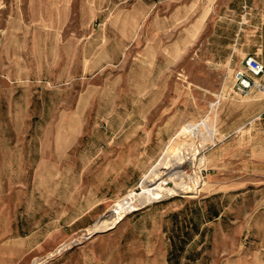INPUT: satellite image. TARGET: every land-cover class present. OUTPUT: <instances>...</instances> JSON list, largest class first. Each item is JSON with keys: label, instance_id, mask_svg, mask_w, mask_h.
Segmentation results:
<instances>
[{"label": "rangeland", "instance_id": "obj_1", "mask_svg": "<svg viewBox=\"0 0 264 264\" xmlns=\"http://www.w3.org/2000/svg\"><path fill=\"white\" fill-rule=\"evenodd\" d=\"M247 55L264 0H0V264H264Z\"/></svg>", "mask_w": 264, "mask_h": 264}, {"label": "built area", "instance_id": "obj_2", "mask_svg": "<svg viewBox=\"0 0 264 264\" xmlns=\"http://www.w3.org/2000/svg\"><path fill=\"white\" fill-rule=\"evenodd\" d=\"M264 75V63L255 55H247L242 67L235 71L237 90L246 93L252 89L258 76Z\"/></svg>", "mask_w": 264, "mask_h": 264}, {"label": "bare ground", "instance_id": "obj_3", "mask_svg": "<svg viewBox=\"0 0 264 264\" xmlns=\"http://www.w3.org/2000/svg\"><path fill=\"white\" fill-rule=\"evenodd\" d=\"M167 165H168V163H167ZM170 165V164H169ZM158 187H160L159 185H158ZM180 187V186H179ZM154 188V187H153ZM144 197V196H143ZM155 198H156V196H155ZM126 201H127V199H126ZM126 201L125 200H121V201H119V202H117L116 203V207L114 208V211L116 212V213H118L119 214V216H118V218H116L113 222H112V224L110 225V226H112V225H115L121 218H122V215L121 214H123L126 210H125V208L127 207V205H126ZM125 214V213H124ZM109 226V227H110ZM99 227H101L100 225H99Z\"/></svg>", "mask_w": 264, "mask_h": 264}, {"label": "trees", "instance_id": "obj_4", "mask_svg": "<svg viewBox=\"0 0 264 264\" xmlns=\"http://www.w3.org/2000/svg\"><path fill=\"white\" fill-rule=\"evenodd\" d=\"M215 214H218V212L216 211ZM177 242L176 241H172V248H171V252H170V260L173 261V264H178L177 261ZM183 247V244L180 245V248ZM175 261V262H174Z\"/></svg>", "mask_w": 264, "mask_h": 264}, {"label": "crops", "instance_id": "obj_5", "mask_svg": "<svg viewBox=\"0 0 264 264\" xmlns=\"http://www.w3.org/2000/svg\"><path fill=\"white\" fill-rule=\"evenodd\" d=\"M9 228H10L9 225L6 224L5 227H4V230H2L3 231L2 232V235H4V237L10 238V236H11L12 233L11 232L9 233V231H8ZM0 235H1V232H0ZM29 235H30L29 233L25 232L21 236H23V237L26 238ZM5 243L10 244V239L9 240H6Z\"/></svg>", "mask_w": 264, "mask_h": 264}]
</instances>
